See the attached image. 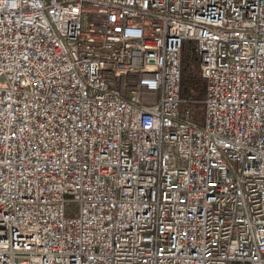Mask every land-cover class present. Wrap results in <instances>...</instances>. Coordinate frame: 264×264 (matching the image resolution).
<instances>
[{
  "label": "built area",
  "instance_id": "obj_1",
  "mask_svg": "<svg viewBox=\"0 0 264 264\" xmlns=\"http://www.w3.org/2000/svg\"><path fill=\"white\" fill-rule=\"evenodd\" d=\"M233 263L264 264V0H0V264Z\"/></svg>",
  "mask_w": 264,
  "mask_h": 264
},
{
  "label": "trees",
  "instance_id": "obj_2",
  "mask_svg": "<svg viewBox=\"0 0 264 264\" xmlns=\"http://www.w3.org/2000/svg\"><path fill=\"white\" fill-rule=\"evenodd\" d=\"M181 70L182 95L187 97L193 93L197 98H202L204 95L205 82L200 75L198 56L191 50L189 45H186L182 54Z\"/></svg>",
  "mask_w": 264,
  "mask_h": 264
}]
</instances>
